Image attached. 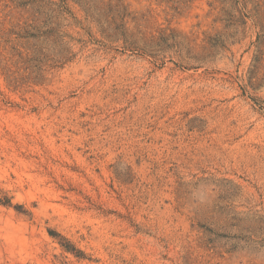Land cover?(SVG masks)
I'll use <instances>...</instances> for the list:
<instances>
[{
	"label": "rangeland",
	"instance_id": "374dc122",
	"mask_svg": "<svg viewBox=\"0 0 264 264\" xmlns=\"http://www.w3.org/2000/svg\"><path fill=\"white\" fill-rule=\"evenodd\" d=\"M0 264H264V0H0Z\"/></svg>",
	"mask_w": 264,
	"mask_h": 264
}]
</instances>
